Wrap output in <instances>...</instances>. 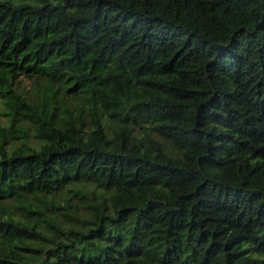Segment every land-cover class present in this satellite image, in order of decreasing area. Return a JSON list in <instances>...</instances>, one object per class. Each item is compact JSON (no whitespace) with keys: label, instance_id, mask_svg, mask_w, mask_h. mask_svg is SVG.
<instances>
[{"label":"trees","instance_id":"1","mask_svg":"<svg viewBox=\"0 0 264 264\" xmlns=\"http://www.w3.org/2000/svg\"><path fill=\"white\" fill-rule=\"evenodd\" d=\"M0 115V264H264V0H0Z\"/></svg>","mask_w":264,"mask_h":264},{"label":"rangeland","instance_id":"2","mask_svg":"<svg viewBox=\"0 0 264 264\" xmlns=\"http://www.w3.org/2000/svg\"><path fill=\"white\" fill-rule=\"evenodd\" d=\"M21 88H30V83H29V80L27 78H22L21 79V82H20V85H19ZM4 121L5 120V117L0 115V121Z\"/></svg>","mask_w":264,"mask_h":264}]
</instances>
